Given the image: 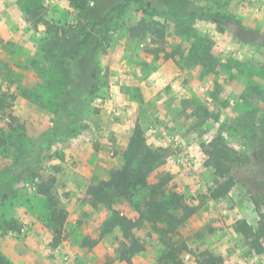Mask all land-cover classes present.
Here are the masks:
<instances>
[{"label":"rangeland","instance_id":"374dc122","mask_svg":"<svg viewBox=\"0 0 264 264\" xmlns=\"http://www.w3.org/2000/svg\"><path fill=\"white\" fill-rule=\"evenodd\" d=\"M76 1L0 0V93L15 96L13 106L0 116V168L34 153L31 170L22 171V180L12 184L0 207V233L11 254L0 250L13 264H168L163 260L168 247L152 224L143 221L134 229L145 250L130 263L119 256L120 228L105 231L114 210L139 218L137 204L143 202V193L133 201L118 199L113 207L94 205L88 192L68 196L60 192L59 179L72 174L52 161L61 148L56 142L36 145L39 126H55L69 80L48 58L45 46L85 21ZM193 1L207 13L234 14L252 32L201 17L151 18L142 6L131 4L112 22L95 65L86 60L88 52L78 62L84 85L97 86L73 121L68 139L103 145L99 148L104 160L97 166L94 184L122 167L130 136L140 123L147 143L163 154L149 182L169 174L166 192L182 194L197 209L182 221L175 238L176 245H187L180 254L183 264H201L204 250L231 264H264V252L256 253L251 239L236 229L240 221L256 229L260 220L248 191L253 162L241 168V182L228 196L212 199L215 170L203 152L204 144L222 135L239 155L253 159L246 136L264 123V47L248 40L255 38L253 30L260 31L264 43V0ZM144 20L154 23L142 38L131 37L130 28ZM194 44L214 55L215 69L208 71L205 58L193 55ZM33 108L41 112L40 118ZM40 184L51 185L54 202L41 196ZM55 209L64 210L67 219L61 243L52 247L48 217ZM12 221L20 231L8 227ZM34 223L45 228L39 232L42 240L32 246ZM28 254L36 258L31 261Z\"/></svg>","mask_w":264,"mask_h":264},{"label":"trees","instance_id":"16d2710c","mask_svg":"<svg viewBox=\"0 0 264 264\" xmlns=\"http://www.w3.org/2000/svg\"><path fill=\"white\" fill-rule=\"evenodd\" d=\"M142 6L145 13L151 18L154 16L163 17L166 20H177L184 18L201 17L215 22L218 26L223 22L232 24L237 29H247L242 22L232 13L211 14L206 9L200 7L193 0H80L75 5L82 11L85 21L81 22L76 29L65 32L55 41H49L45 48L47 56L51 61L58 63L62 70L68 73L69 80L61 100L55 128L48 133L51 139H66L70 135L72 123L79 115L82 106L93 95L97 83H92L89 87L84 85L83 77L78 71V62L81 61L88 52V58L95 65V57L98 50L107 39L110 26L115 17L123 13L131 4ZM152 20H144L138 25L130 28V36L142 38L146 34ZM162 33V30H158ZM255 38L250 42L258 47H264L262 33L254 31ZM259 34V35H258ZM193 55L202 58L206 69H215V57L207 50H202L194 44ZM86 57V56H85ZM212 65V66H211ZM91 76H94L93 72ZM15 99L13 94L7 92L0 93V116L8 107L13 106ZM253 159H248L239 155L222 135H218L203 145V152L207 165L215 170L216 180L210 189L212 199H220L229 195L241 182L243 174L241 168L249 162H253L255 170L250 171L251 187L248 188L252 202L259 212L260 220L256 229L248 222L240 221L236 229L251 239V247L256 253L264 252V212L261 207L264 204V123L261 127L246 136ZM34 153H27L22 159L17 158L14 164L8 168H0V207L6 199L7 193L11 191L12 184L21 181L26 169L31 170V158ZM163 154L147 143L145 131L140 123H137L130 136L127 148L124 152V163L121 168L111 171L107 180H101L91 184L88 194L94 205L103 204L113 207L118 199L133 201L135 197L143 193V202L137 204L140 217L131 218L114 210L111 217L106 221L107 232L110 227L118 226L123 236L119 248L121 260L128 263L138 253L145 250V245L134 234V229L143 221L157 227L161 240L168 247L163 260L168 264H183L180 254L187 249L185 243L176 245L175 238L179 234V226L183 220L192 216L196 207L187 204L184 196L178 192L167 193L166 185L170 181V175H164L157 183H150L149 177L158 166ZM242 175V176H241ZM39 192L48 196L54 202L51 185L40 184ZM55 204V203H54ZM177 211H182L179 217ZM67 219L64 210H53L48 221L53 229L52 247H57L62 241L63 227ZM8 227L14 231H20L21 227L16 221L8 222ZM201 264H231L221 256H217L209 250L202 252ZM0 264H13L12 261L0 250Z\"/></svg>","mask_w":264,"mask_h":264},{"label":"crops","instance_id":"0c3cea01","mask_svg":"<svg viewBox=\"0 0 264 264\" xmlns=\"http://www.w3.org/2000/svg\"><path fill=\"white\" fill-rule=\"evenodd\" d=\"M32 112H36L35 114L38 115L37 118H40L39 116L42 115L41 112L38 111V108L36 110L33 108ZM55 126L48 129V126L45 128L43 125H40L39 127L42 130H39L34 137L35 139H39L37 140L36 145L38 148H41L43 145L50 142L57 143L58 147L61 148V152L57 158L53 157L52 161L60 165L58 167L64 168V170H67V172L72 174L71 176H61L59 179L62 186L60 192H64L68 196L70 194L85 195L87 194L93 176L97 171V166H99V164H101L100 162L104 160L101 158L104 157L103 150L99 148L103 145L92 139H87V141H84L83 143H80L79 141L73 142L68 139L69 136L66 137V139L61 140L51 139L48 133L52 131ZM102 140L103 138L100 141ZM28 220L29 219H25V221ZM34 226L36 229H33V234L30 237V243L32 246L38 244L39 241L42 240V235H39V232H43V228H45L43 224L41 225L39 223H34ZM3 241L4 238L0 233V248L4 253L10 255L11 252L5 250ZM35 258L36 257L33 255L31 256L28 254V259H31V261Z\"/></svg>","mask_w":264,"mask_h":264},{"label":"built area","instance_id":"2783aa9c","mask_svg":"<svg viewBox=\"0 0 264 264\" xmlns=\"http://www.w3.org/2000/svg\"><path fill=\"white\" fill-rule=\"evenodd\" d=\"M30 187H33V186H30Z\"/></svg>","mask_w":264,"mask_h":264}]
</instances>
